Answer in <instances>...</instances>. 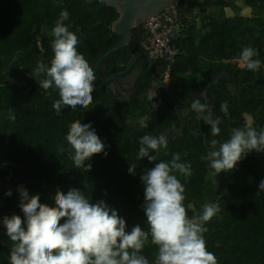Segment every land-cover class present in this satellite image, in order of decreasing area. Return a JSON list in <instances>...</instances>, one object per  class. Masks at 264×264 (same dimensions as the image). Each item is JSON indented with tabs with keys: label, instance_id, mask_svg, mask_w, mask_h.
<instances>
[{
	"label": "trees",
	"instance_id": "1",
	"mask_svg": "<svg viewBox=\"0 0 264 264\" xmlns=\"http://www.w3.org/2000/svg\"><path fill=\"white\" fill-rule=\"evenodd\" d=\"M242 1L252 9L264 6V0ZM231 6L230 0L178 3L180 11L186 9L194 14L200 11V15L212 7ZM63 10L69 13L65 26L78 38L77 51L91 67L122 39L113 28L121 13L107 0H0V107L5 102L4 87L11 81L20 85L16 117L0 126L1 133L9 139L12 153L0 154V180H3L0 182V264H10L12 247L3 218L15 214L24 219L19 207L21 186L30 197L39 195L40 203L50 207L56 206L57 191L79 189L90 201L104 200L117 210L126 221L128 232L136 225L148 231L140 176L155 163H170L177 153L181 162L191 164V176L173 172L185 188L184 205H192L188 216L200 213L205 200L220 205L219 213L205 225L208 230L204 233L207 250L214 253L217 264H264V191L258 188L264 180V152L247 153L235 169L219 175L213 174L206 159L211 140H228L231 129L243 127L246 117H252L253 127L258 131L264 129V15L233 16L205 25L197 22L186 26L178 36L182 49L171 67V83L192 93L209 90L206 100L216 103L214 113L221 130L214 137L209 124L204 121L195 124L194 117L199 112L182 111V102L165 89L153 101L148 99L155 80L145 56L139 58L127 75L135 76L132 90H125L122 84L116 88L113 82L94 90L93 103L88 109L63 108L57 115L53 104L60 99L58 90L55 87L42 90L38 83L45 77L33 76V71L38 61L50 66L54 56L51 31ZM145 33L143 26L133 30L129 45L106 61L107 73L101 71L103 66L99 69L94 87L128 67L133 56L143 51ZM246 46L259 53L255 59L261 61V66L256 71L240 67L239 54ZM167 70L165 60L155 61L157 75L164 77ZM224 70L230 72L233 80L215 84L214 75ZM190 76L194 80L188 85ZM184 99L188 100L189 96L184 95ZM223 103L228 105L227 115L220 109ZM128 115L147 117V126L131 123ZM205 115L209 117L210 113L207 111ZM76 121L91 124L104 144L102 153L86 161L91 165L88 172L75 168L69 158L73 150L66 136ZM175 125L176 129L182 128V134L166 135L168 146L151 153L156 157L154 161L137 158L142 136L158 137ZM131 164L135 165L134 174L129 172ZM210 188L216 195L206 199ZM9 191L11 196L6 195ZM157 252L149 236L141 255L149 264H155Z\"/></svg>",
	"mask_w": 264,
	"mask_h": 264
},
{
	"label": "clouds",
	"instance_id": "2",
	"mask_svg": "<svg viewBox=\"0 0 264 264\" xmlns=\"http://www.w3.org/2000/svg\"><path fill=\"white\" fill-rule=\"evenodd\" d=\"M68 18L69 13L61 11L51 31L54 56L50 66L38 61L33 71V76L45 77L38 83L42 90L53 87L58 90L60 99L53 104L57 115L63 108L75 110L79 106L88 109L93 103L95 90L94 71L77 51L78 38L64 23ZM258 55L253 47L242 48L240 67L258 70L261 66V61L255 59ZM148 99L153 101V96L149 95ZM153 107L157 105L153 104ZM191 107L203 113L207 104L195 99ZM220 109L228 114L227 103L221 104ZM147 119L139 120L141 127L147 126ZM207 122L211 135L218 136L221 131L219 119H208ZM66 139L73 150L69 158L75 168L90 171L91 165L86 161L104 151V144L91 124L72 123ZM139 145L137 158L154 161L156 157L151 153L161 147L167 148L168 137L145 134ZM209 149L206 159L213 174L232 171L247 153L264 152V129L258 131L253 127L252 118L246 117L243 127L231 129L228 140L218 142L213 139ZM174 171L185 177L192 174L191 164L181 162L178 153L170 163H155L140 176L144 185L142 208L148 231L136 225L128 232L126 221L117 210L111 209L104 200L90 201L79 189L71 188L66 193L57 191L54 197L56 206L50 207L40 203L39 195L30 197L21 186L18 189L19 207L24 219L15 214L3 218L12 242L10 264H149V260L141 255L149 236L151 243L158 248L155 264H217L214 253L207 250L204 233L208 230L205 225L219 213L220 205L206 203L200 213L190 218L188 209L192 205H184L185 188ZM129 172L135 173L134 164ZM258 188L264 191V180ZM6 195L11 196L12 192Z\"/></svg>",
	"mask_w": 264,
	"mask_h": 264
},
{
	"label": "water",
	"instance_id": "3",
	"mask_svg": "<svg viewBox=\"0 0 264 264\" xmlns=\"http://www.w3.org/2000/svg\"><path fill=\"white\" fill-rule=\"evenodd\" d=\"M179 1L180 0H107V3L109 5L116 7L121 13L120 19L114 23L113 28L115 34L121 37L122 39L117 45L109 49L97 61V63L94 66H92L94 74L96 75L102 66L106 67L107 65L106 61L107 60L111 61L112 59L111 56L115 52L129 45V43L133 38V30L135 28L142 27V25L146 23L150 18L160 14L161 12L165 11L166 9L170 8L173 5H177ZM141 56H145L148 59L149 69L155 80L152 95H155L154 94L155 89L163 88L174 96L173 91L171 90L172 89L171 86H169L164 81L163 78L159 77L154 72L155 61L151 57V55L145 51L136 53L131 59L128 67L124 71L112 74L103 83L94 87V89L96 90L103 89L108 85H110L111 83H113L114 81H117L120 77L130 73ZM229 73L230 72L228 70H225L224 72H217L215 75V82H220V79L223 78L231 79ZM173 131L175 134H181L182 128L176 130V125H175L172 129L164 132L162 135H172Z\"/></svg>",
	"mask_w": 264,
	"mask_h": 264
},
{
	"label": "rangeland",
	"instance_id": "4",
	"mask_svg": "<svg viewBox=\"0 0 264 264\" xmlns=\"http://www.w3.org/2000/svg\"><path fill=\"white\" fill-rule=\"evenodd\" d=\"M232 3V6L230 8H217V7H212L209 9V11L206 14H202L200 15V11H195L196 13H191L188 12L186 9L185 11L183 10V12L181 11V14L184 18V21L189 23L188 25H194L197 22L200 25H204L206 23L209 22H213V21H217V20H225L227 18L233 17V16H239V15H244V16H253L254 14H260V15H264V6L259 7V8H250L249 6L245 5V3L241 0H230ZM214 79H215V75H214ZM192 80H194L193 76H190L187 84L191 85ZM180 85H185L182 81H179ZM5 89H3L4 93H5V102L4 104L0 107V126L3 127L5 123L7 122H12L14 121L16 117L15 112L18 109V103L16 100V95L17 92L20 88V85L18 83H16L15 81H11L10 84H8L6 87H4ZM202 91H198L195 92L194 95L196 96V99L198 97V95L201 93ZM251 117V116H248ZM128 118L130 119L131 123H139L140 118H136L134 115H128ZM252 118V117H251ZM0 154H9L12 155L11 150H10V146H9V139L4 135V133H1L0 131ZM3 180H0V182H2ZM9 187V185H8ZM215 188V187H213ZM209 193V194H208ZM216 195L215 190L213 189H209L207 192V197L208 198H214ZM213 196V197H212ZM211 201V199H210ZM206 200H205V204H206Z\"/></svg>",
	"mask_w": 264,
	"mask_h": 264
},
{
	"label": "built area",
	"instance_id": "5",
	"mask_svg": "<svg viewBox=\"0 0 264 264\" xmlns=\"http://www.w3.org/2000/svg\"><path fill=\"white\" fill-rule=\"evenodd\" d=\"M142 26L146 31L143 37V51L148 52L155 61L165 60L168 63V70L164 74L165 82L168 83L171 80L172 64L180 54L175 39L186 27L181 11L177 5H173L150 18Z\"/></svg>",
	"mask_w": 264,
	"mask_h": 264
},
{
	"label": "flooded vegetation",
	"instance_id": "6",
	"mask_svg": "<svg viewBox=\"0 0 264 264\" xmlns=\"http://www.w3.org/2000/svg\"><path fill=\"white\" fill-rule=\"evenodd\" d=\"M107 67H108V65H107ZM107 67H103L102 68V72L104 73V74H106L107 73V71H108V68ZM241 68H244V67H241ZM225 71V70H224ZM224 71H221V72H224ZM137 72V70H135L134 71V73H136ZM230 74V73H229ZM128 75V74H127ZM122 76V77H120L117 81H114V87H116V88H120V84H122V87L125 89V90H132V88H133V84H134V79H135V76L133 75H129V76ZM159 77H161V78H163L162 76H160V75H158ZM230 77H231V79H228V78H223V79H220V82L222 81H225V80H228V81H232L233 80V77L231 76V74L229 75ZM124 77H125V79H124ZM220 82H215V79H214V83L215 84H219ZM243 83V82H242ZM169 86H171V90L173 91V94H174V96L173 95H171L167 90V92L172 96V97H174V99L175 100H179V101H181L182 102V105H181V107H182V111H184L185 113H187V110H190V109H192V107H191V102L193 101V100H195L196 99V96L194 95V93L195 92H188V91H186V90H184V89H181L180 87H178L177 85H173L172 83H171V80L167 83ZM232 85V84H231ZM245 87V85H243V88ZM153 88H154V86H153ZM153 88H152V91H151V95H152V93H153ZM162 89L163 88H158V89H155L154 90V94L157 96L161 91H162ZM233 92L235 93L236 92V90L235 89H233ZM184 95H188L189 96V99L188 100H185L184 99ZM210 96V93H209V90H203L199 95H198V97H197V99H199L200 100V102L202 103V104H207V109H206V111L205 112H209L210 113V116L209 117H207L206 115H205V112H203V113H198L197 115H195V117L194 118H196V123L195 124H201L203 121L204 122H206V124H208V122H207V120L208 119H211V120H216V116H215V113H214V108H215V105H216V103H212V102H210V100H206V99H208V97ZM204 100V101H203ZM178 102V101H177ZM178 107H177V109H179V105H177ZM207 118V119H206ZM181 127H183V125L181 126ZM176 128H178V126L176 125ZM172 129V128H171ZM168 130H170V129H168ZM167 130V131H168ZM177 130V129H176ZM173 135H176L175 133H174V131H173V133H172ZM182 134V133H181Z\"/></svg>",
	"mask_w": 264,
	"mask_h": 264
},
{
	"label": "crops",
	"instance_id": "7",
	"mask_svg": "<svg viewBox=\"0 0 264 264\" xmlns=\"http://www.w3.org/2000/svg\"><path fill=\"white\" fill-rule=\"evenodd\" d=\"M217 8H219V7H217ZM224 9V8H223ZM244 16V15H243ZM217 21H221V20H217ZM186 23V26H188V24L189 23H187V22H185ZM205 25V24H204ZM183 34V33H182ZM177 39H178V37L176 38V45H177V47L179 48V49H182V47H181V44H180V40H178V42H177ZM181 52V51H180ZM148 60V59H147ZM153 96V99L154 98H156L157 96H155V95H152Z\"/></svg>",
	"mask_w": 264,
	"mask_h": 264
}]
</instances>
